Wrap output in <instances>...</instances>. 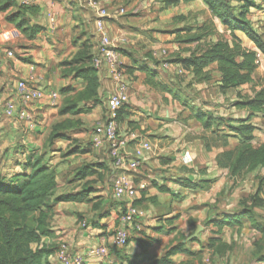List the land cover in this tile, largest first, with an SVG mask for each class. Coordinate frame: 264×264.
<instances>
[{"label":"crops","instance_id":"1","mask_svg":"<svg viewBox=\"0 0 264 264\" xmlns=\"http://www.w3.org/2000/svg\"><path fill=\"white\" fill-rule=\"evenodd\" d=\"M15 1L20 3V0ZM197 1L199 0L180 4H193ZM94 2L110 11L117 7L113 5L114 0H36L39 12L32 16L35 18L32 20L31 17V20L42 26L43 30L33 39H27L13 24L6 22L4 13L0 12V176L9 178L21 173L27 154L32 150L41 149V152L45 153L46 161L56 171V195L76 193L85 187L90 188L89 202H59L54 205L48 221L52 235L42 238V242L53 250L48 257L49 264H62L55 256V250L60 242L67 243L72 254L82 255L84 264H152L151 257L159 258L166 248L176 243L181 236L182 242L187 238L186 226H180V221L182 212L188 210V207L187 209L185 207L189 202L182 198L195 191L176 185L174 180L216 179L215 175L224 174L225 169L217 166L215 157L224 151L234 149L239 141L233 132L223 131V138L227 139L224 145L210 147L211 152L207 151L203 139L205 130L198 121L189 117L188 109L186 115L183 113V119H188L182 124L183 122L177 119L180 112L177 99L150 86L146 82L144 71L134 70L131 74L126 72L129 100L124 108L125 112L117 121V129L120 135L133 132L138 140L143 139L150 143L151 148L143 151L139 170L125 171L137 187L139 183H145L144 189L137 188L136 199L142 195L147 200L136 203L139 216L134 225H125L129 237L124 246L109 245L106 256L89 255V251L105 243L112 230L120 224L119 215L124 207L123 202L113 194L111 182L114 169L107 149L94 148L89 143L94 127L105 120L107 100L117 87L108 67L102 65L96 68L98 103L91 100L78 102V107H86L89 110L77 115H62L58 112L65 98L85 88V83L80 78H74L69 66L60 63L72 58L83 48L86 41L91 59L97 52L98 35L94 29ZM200 4L203 6L204 3L200 0ZM177 6L164 8L159 1H154L151 5L140 2L132 6L134 7L131 11L132 16L116 15L105 19V32L120 51L125 71H129V67H136L137 63H144L156 73L157 80L170 87L179 82L180 77L185 76L186 80H189L190 76L178 65H164L161 62L153 65L149 60V56L155 58L151 50L153 51L163 40L164 34L159 32L161 18L169 11L171 18L176 16L172 15V10ZM138 9L141 10L139 13ZM180 15L178 17H182ZM49 22H54V25ZM235 34L240 38L244 35L239 31ZM165 36L174 38L175 34ZM177 44L182 48L181 44ZM8 50L13 52L12 57L6 56ZM210 67L214 69L215 65ZM213 72L217 76L216 90L219 91L218 73ZM21 79L28 80L45 92H58L56 103L42 98L26 105H19L18 110L25 111L24 117H20L19 113L11 118L5 116L3 104L7 100H17L15 84ZM207 83H212V80L192 83L189 87L206 96L201 90L207 88ZM63 88L67 90L61 92ZM204 105L203 103L202 106ZM209 110L206 108V111ZM231 110H234V106H231ZM254 117L255 115L249 122L252 123ZM233 118L243 119L245 116ZM67 119L79 123L61 130V135L64 136L54 140L51 145H46L52 126ZM255 127L252 144H256L258 140L259 145L263 137L261 139L255 137V133L259 132L258 126ZM261 132L263 136L264 129ZM18 144L21 145L20 149ZM135 145L136 143L130 142L125 147L124 151L128 156L132 155ZM72 148H85V152L72 153L70 151ZM182 148L191 150L195 157L196 164L190 168L181 167L177 162V151ZM14 150L18 154H15ZM210 157L212 159H209ZM82 163L94 164L91 168L96 169V172L83 179L76 177L73 168ZM99 163L101 167H98ZM202 168H207L206 174L212 175L208 177L202 171L198 172V169ZM166 170L167 174H171L170 178L167 177ZM168 179L171 181H167ZM158 186H165L169 191L162 192ZM178 192L180 196L176 198L173 194ZM176 216V219H171ZM147 238L154 241L146 248L147 251L142 253L136 240ZM185 247L194 255L176 253L170 256L171 264H180L188 260L192 264H195L194 260L203 264L206 251H211L204 243L194 241L191 245L185 243Z\"/></svg>","mask_w":264,"mask_h":264},{"label":"trees","instance_id":"2","mask_svg":"<svg viewBox=\"0 0 264 264\" xmlns=\"http://www.w3.org/2000/svg\"><path fill=\"white\" fill-rule=\"evenodd\" d=\"M163 7L177 6L180 3H187L193 0H158ZM213 18L220 20L230 33V39L220 37L217 40H210V37L217 35V31L212 23H203L197 27L184 26L174 30V40L186 47L175 53L169 63L178 65L190 78L188 85L192 83L209 82L212 79L213 71L218 73L219 90L222 93L230 89H235L244 84L253 82L252 72L257 67L256 52L246 49L241 45L236 31L244 34L256 48L264 55V41L253 30L248 13L251 8L257 7L255 0H201ZM235 1L238 5L233 6ZM264 2V0H262ZM0 12L4 13L6 22L13 24L27 39H33L43 30V27L31 20L37 15L39 8L36 4L22 5L15 0H0ZM182 17L179 18L181 20ZM88 41L83 45L72 58L62 61L60 64L69 66L74 78H80L85 83V88L71 97H67L59 107V114L77 115L87 112L89 109L78 107V102L91 100L98 103L97 69L91 63V56L88 54ZM190 44H193L192 46ZM182 53H187L182 55ZM153 65L158 61L149 56ZM215 65V68H211ZM128 73L134 70L144 71L146 82L156 90L173 95L172 87L156 79V73L150 70L144 63H137L136 67H129ZM67 88L61 89L64 92ZM177 99L176 95H173ZM126 104L121 107L117 114V121L120 120ZM185 106V105H184ZM238 109L248 112L243 119H238L236 125L225 123L227 131L233 132L238 138L237 146L232 150L224 151L215 158L217 166L226 168L231 177L243 176V174L259 170L262 175L259 177L260 185L255 192L250 194L247 200L249 206L242 207L239 213L223 215L220 218H213L210 222L217 227L216 233H220L225 226L240 224V218L248 217L253 223V227L264 235V224H257L251 219V210L257 207H264V195L262 194V182L264 180V141L258 146H253V131L255 125L250 121L253 115L264 114V78L260 87L249 96H240L234 103ZM190 118L198 121L204 130H214L220 128L223 123L221 117L215 116L210 111L200 108L189 107ZM79 121L64 120L52 126L46 139V145H51L54 140L61 138V130L75 126ZM224 136V135H223ZM227 136V135H225ZM206 149L209 144L205 143ZM72 153L85 152V148H72ZM23 171L12 175L9 178L0 176V264H49L48 257L53 250L50 246L42 242V238L50 237L52 230L49 227V219L52 216L54 205L59 202H89V187H85L79 192L69 194H58L56 171L45 159V153L41 150H32L26 156ZM102 165L99 163L98 167ZM96 172L91 165L81 164L74 175L78 178H85ZM21 177V179H20ZM178 185L189 189H203L209 185V180L192 181L189 178H177L174 180ZM157 186V185H155ZM162 192H168L165 186L157 187ZM154 200L153 198H151ZM144 197L135 200L140 203ZM245 200L242 201L245 203ZM173 217L171 219H176ZM171 219L169 221H171ZM183 237L170 244L159 258L151 257L152 264H171L170 256L176 253L194 255L181 241ZM192 239L191 241H195ZM154 241L152 238L137 239L136 243L141 252L145 253L147 247ZM255 258L258 262H264V245L256 244ZM206 247L216 253H223L226 244L216 237H211ZM263 250V251H261ZM180 264H192L190 260Z\"/></svg>","mask_w":264,"mask_h":264},{"label":"rangeland","instance_id":"3","mask_svg":"<svg viewBox=\"0 0 264 264\" xmlns=\"http://www.w3.org/2000/svg\"><path fill=\"white\" fill-rule=\"evenodd\" d=\"M154 1L158 0H114L113 5L117 6L115 8L122 7L126 9V13L123 16L128 17L132 16L131 11L134 10L135 7H132L133 5H137L140 2H145L151 5ZM255 2L258 6L251 8L250 12L248 13V18L251 22L253 30L264 41V31L262 26L264 19V2L262 0H255ZM231 5L236 6L238 4L235 1H232ZM140 11L141 10L138 9V13ZM172 11V15L176 16H173L171 18V16H169L171 12L169 11L168 14L163 15V18H161L162 23L160 25L161 27L159 29V32L161 34H164L162 38L163 40L155 46L153 51L151 50V52L155 54V58H152L158 61L159 63L161 62L164 65L171 64L168 62L169 59H171V57L175 53L179 52L182 49L180 48V46H178L177 42L174 40L173 37L169 38L165 36V34H173L174 30L180 29L181 27H197L206 22L212 23L217 31V35L211 36L210 40H217L221 36L226 39H230L229 30L221 24L219 19L213 18L211 16L205 4H203V6L200 4V0L193 4H180L179 6H177V8H174ZM180 14L182 15L181 20H179L180 17H178V15ZM94 16L95 19L96 14ZM32 18V20H34L35 17ZM49 23L51 25H54V22ZM239 39L241 41V45L244 46L246 49H257L254 43L251 42L245 35L241 36V38L239 37ZM190 45L192 46L193 44ZM181 46L186 47L187 45L181 44ZM175 47H177L178 49H174ZM154 51H156V53ZM216 77L217 76L215 75V72H213L211 79L212 83H207V88L201 90L205 92L206 96H203L202 93L199 94V91L197 90L190 89L189 85L187 84L189 80H186L185 76L178 78L179 82L177 81L178 83L176 82L175 85H172L173 95H176L177 97V106L178 110L180 111L179 115L177 116V119L178 121L183 122L182 124H184L185 120L188 119H183V113L186 115V109H188V111L190 112L189 107H193L194 109L200 108L204 111H206V108H209V111H211L215 116L221 117L224 120L223 123L220 125L223 128L220 127L218 129L215 125L213 131L205 130L206 132H203V139L205 143L207 142L209 144V149H206L209 152H211L210 147L216 148L219 147L218 145H224L223 143L227 140L223 138L224 134H222L223 131H227L224 128L226 127L224 122L229 123L231 121V125H236L238 119H234V116L238 117L240 115H244L246 117L247 115H249L246 110L238 109L237 107H235L234 103L239 99L240 96H249L253 93L254 90L260 87L261 81L264 78V55L260 59L259 63H257V67L255 68V70L252 72L253 82L244 84L235 89H230L225 93H221L220 90V92L216 90ZM177 84L178 87H176ZM169 95L173 98L172 94ZM203 103L205 104L204 106H202ZM231 106H234V110L230 111ZM168 109H170V106H168ZM252 123L258 126L257 129L259 132L255 133V137L257 139H261L263 137L264 141V135L261 136V131H263L264 129V114L258 113L257 115H255V117L252 119ZM257 144L258 140L256 144H253V146H258ZM18 146V149H20L21 145L18 144ZM183 150H185V148H182L177 151V162L180 165L181 163L179 161V156ZM15 154L18 153L15 151ZM209 159L212 158L210 157ZM195 164L196 160L194 157L193 163L191 165H181V167L190 168L192 165ZM77 167L78 166L73 168V173ZM91 167H94V164H92ZM206 169L207 168L198 169V172L202 171L205 176L209 177L212 174H206ZM224 169L225 173L215 175L216 179L213 178L212 180H209V185L206 188L194 189L195 192L189 193L187 196L182 198L183 200L185 199L187 202H189V204L188 206L186 205V207L184 205L185 209H187L188 207V210L185 213L182 212L183 216L180 221V226H186L185 234L187 236H189L194 231L196 224L202 226V229L198 232L196 238H194L196 239L194 241L196 243H204L206 245L211 237H216L217 239H219V241H222L226 244L227 247L225 248L223 253H216L212 250H207L205 261H203V264H260L262 262H258L256 259H254L256 257L254 254L255 251L258 249V246H256V244H259L261 247L264 245V235L253 227V223L250 218L246 216L242 217L240 218L239 225L225 226L222 228L220 233H216L217 227L210 221L213 218H220L223 215L239 213L242 210V207L247 208L249 206V202L245 199L248 198L250 194L255 192L258 185H260L259 177L262 175V172L259 170H254L243 174V176L231 177L228 175L227 169ZM167 173L168 171L166 170V175L168 178H170L171 174ZM167 181L171 180L168 179ZM176 185H174V187H176ZM261 187L262 194L264 195V180L262 182ZM173 195L177 198L178 196H180V193L178 192V194ZM140 196L142 197V195ZM145 199L146 198H144V200ZM244 200L245 203L242 202ZM250 215L251 219L255 223L264 224V207L253 208L251 210ZM183 243L191 245L193 244V241L183 240ZM194 263L201 264L200 261L195 260Z\"/></svg>","mask_w":264,"mask_h":264},{"label":"built area","instance_id":"4","mask_svg":"<svg viewBox=\"0 0 264 264\" xmlns=\"http://www.w3.org/2000/svg\"><path fill=\"white\" fill-rule=\"evenodd\" d=\"M20 4L32 5L36 4V0H20ZM93 5L96 14L94 29L98 35V46L96 54L91 59V63L95 68H99L102 65L107 66L117 87L107 100L105 120L94 127L89 143L94 148L105 147L107 149L114 169L111 182L113 194L124 204L123 210L119 215L120 224L112 230L109 239L98 247L91 249L88 253L89 255L106 256L109 252V245L122 247L127 243L129 235L125 225H134L139 216L138 207L134 202L136 200L137 188L144 189L145 183H139L137 187L132 179L125 174V171L139 170L143 151L149 150L151 146L148 141H144L143 139L138 140L139 138L135 133L130 132L127 135H120L117 129L116 118L118 111L129 100L127 92L128 76L121 62V53L112 44L105 32L104 21L114 15H124L126 9L118 7L110 11L105 7L99 6L96 2ZM262 26L264 31V19ZM254 51L256 52L257 64L263 57V54L258 49ZM6 56L12 57L13 52L11 50L6 51ZM58 95L59 93L56 91L45 92L28 80L21 79L15 84V96L17 100L5 101L3 113L9 118L18 113L20 117H24L25 111H19V105H26L42 98H47L51 103L55 104ZM130 142H134L136 145L132 155L128 156L124 149ZM193 160L194 156L192 152L187 149L183 150L179 156V161L184 166L191 165ZM55 256L62 264H84V257L79 254H72L65 242L58 244Z\"/></svg>","mask_w":264,"mask_h":264},{"label":"water","instance_id":"5","mask_svg":"<svg viewBox=\"0 0 264 264\" xmlns=\"http://www.w3.org/2000/svg\"><path fill=\"white\" fill-rule=\"evenodd\" d=\"M201 229H202V226L199 225V224H196V225H195V229H194V231H193L189 236H187V238L185 239V241H187V240H192L193 238H196L198 232H199Z\"/></svg>","mask_w":264,"mask_h":264}]
</instances>
